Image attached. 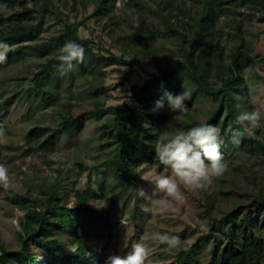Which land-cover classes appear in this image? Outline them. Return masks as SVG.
<instances>
[{"label": "rangeland", "instance_id": "1", "mask_svg": "<svg viewBox=\"0 0 264 264\" xmlns=\"http://www.w3.org/2000/svg\"><path fill=\"white\" fill-rule=\"evenodd\" d=\"M14 1L16 9L44 5V10L35 14L33 24L39 27L34 40L0 46V164L8 170V182H0V238L6 249L18 248L21 216L15 210L42 209L53 191L68 208L78 205L79 193L90 197L88 207L105 211L110 230L99 228L100 236L92 230L86 244L97 251L101 264L109 255L123 256L134 242L146 247L144 264H177L179 252L192 247L193 263H207L214 248L225 242L226 228L215 220L264 195V123L257 128L242 126L262 147L228 123L220 148L228 164L224 175L203 190L183 189V202L173 201L162 209L156 203L160 194L154 190V174L163 167L142 165L130 182L118 180L105 164L115 148L112 116L97 119L85 113L110 108L121 113L131 87L142 85L148 73L183 63L187 42L157 12L187 40L198 38L196 54L208 61L212 86H220L218 77L229 74L233 56L239 53L246 84L238 93V113L245 108L264 113V0H108L106 9L98 11L99 0ZM3 13L8 17L11 11ZM202 20L213 23L199 34ZM68 24L77 26L80 41H88L90 53L83 69L76 63L70 70L63 67L43 90L28 91L40 65L57 56L58 49L43 51L36 44L52 41ZM141 24L151 33H144ZM244 56L256 63L249 64ZM111 57L128 64L104 66L103 59ZM184 89L190 91L188 111L175 114L165 107L173 126L165 129L164 124L162 141L166 132L204 122L218 104L217 96L186 75L175 82L173 94ZM46 92L51 96L48 105L42 97ZM68 113L78 121L65 134L58 125ZM33 127L45 132L28 141ZM21 197L28 199L23 205ZM157 231L177 236L178 242L174 246L159 242L153 238ZM256 236L264 239V229Z\"/></svg>", "mask_w": 264, "mask_h": 264}, {"label": "trees", "instance_id": "2", "mask_svg": "<svg viewBox=\"0 0 264 264\" xmlns=\"http://www.w3.org/2000/svg\"><path fill=\"white\" fill-rule=\"evenodd\" d=\"M15 5L14 0H0V46H17L36 38L39 26L33 22L35 14L44 10V5H41L40 9L29 7L16 9ZM107 5L108 0H99L97 11L100 8L106 9ZM7 10H10L11 13L8 17H4L3 12ZM156 15L164 20L172 32L181 36L183 43L187 42V47L184 48L183 63L176 62L165 70L148 73L142 85L131 87L130 95L127 97L121 113L115 108L105 111L96 109L85 113L92 114L97 119H100L104 114H111L115 132L112 144L115 145V148L105 164L114 170L116 178L122 182H130L136 178L135 169L142 165L152 164L164 167L158 161L155 147L163 142L162 128L167 123L168 117L165 108L153 110L154 102L165 91L173 93L175 82L185 75L208 93L218 97L217 106L204 122L220 128L222 144L224 130L229 123L242 135L262 147L254 135L248 134L242 125L237 123L238 93L246 84L238 63L239 53L233 56L229 74L227 76L220 75L218 77L220 86L214 87L208 82V61L201 60L196 54L198 38L187 40L184 34L173 29L174 27L161 13L157 12ZM212 23L213 20L199 22V34H203L205 30L209 29ZM140 26L144 33H151L149 28H144L142 24ZM76 30V25L68 24L65 30L52 41L36 44V47L43 51L50 48L60 49L70 39L84 47L85 55L90 53L86 46L88 41H80ZM136 42L140 44L141 38L137 37ZM244 59L249 64L256 63V60L251 56H244ZM103 61L104 66L128 64L124 60L114 57L103 59ZM83 63L84 60L76 63L81 70ZM62 68L57 56L49 58L40 65L28 91L43 90L52 79V75ZM42 97L44 103L48 105L51 100L50 94L43 93ZM77 121L78 117H73L68 113L59 123L58 129L69 134ZM0 130H2L1 117ZM44 132L45 128L33 127L27 134V140L33 141ZM51 137L52 135H48V138ZM54 194L53 191H50L42 209L27 207L24 215L18 218L20 231L18 232V248L16 250H7L0 238V264H101L97 251L87 247L86 244L87 237L92 230L96 236H100L99 228L105 227L108 231L110 230L105 211L88 207L87 203L90 197L87 195L76 193L78 205L68 208L64 204H60ZM19 201L23 205L28 199L21 197ZM135 208L137 209V206ZM215 223L226 228L225 242L214 248L209 261L205 264H264V239L256 236L258 231L264 229V195L260 196L259 201H255L254 204L234 208L221 219L215 220ZM28 246L37 252L29 250ZM193 250L194 247L180 251L177 264H202L193 263Z\"/></svg>", "mask_w": 264, "mask_h": 264}, {"label": "clouds", "instance_id": "3", "mask_svg": "<svg viewBox=\"0 0 264 264\" xmlns=\"http://www.w3.org/2000/svg\"><path fill=\"white\" fill-rule=\"evenodd\" d=\"M84 56V47L72 40L66 41L57 50V59L61 66L69 70L74 66V62H82ZM189 97L190 91L187 89L175 94L165 91L154 102L153 110L166 107L169 112L175 114L186 113L188 111L186 101ZM237 123L247 128H257L264 123V113L260 109H242L237 115ZM172 126V122L169 121L164 128ZM221 145L220 128L206 122L166 132L165 140L155 147L158 161L164 166L161 172L154 174V190L160 194L156 203L163 209L170 206L173 201L183 202L185 199L183 189L203 190L211 185L214 179L222 177L228 164L220 151ZM0 182L5 184L8 182V170L3 164H0ZM15 211L17 217L24 215L20 208ZM153 238L168 246H174L178 242L177 236L167 232H154ZM146 255L145 245L134 242L123 256L109 255L105 264H144Z\"/></svg>", "mask_w": 264, "mask_h": 264}]
</instances>
